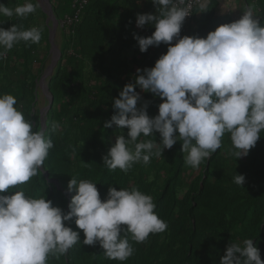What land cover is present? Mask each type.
I'll use <instances>...</instances> for the list:
<instances>
[{
  "label": "clouds",
  "instance_id": "clouds-1",
  "mask_svg": "<svg viewBox=\"0 0 264 264\" xmlns=\"http://www.w3.org/2000/svg\"><path fill=\"white\" fill-rule=\"evenodd\" d=\"M152 3L156 14H138L136 25L142 28L147 23L155 30L151 36L134 35V39L142 53L161 43L169 46L153 67L143 69V74L137 69L134 83L126 84L114 99L115 114L103 127L127 128V139L116 135L102 165L127 173L135 164L148 165L153 156L161 157L163 149L179 142L185 165L198 169L221 148L226 134L235 158L246 156L264 131V17L249 6L238 20L217 26L205 38L180 37L184 20L191 18L186 19L190 15L187 0ZM37 7L34 0H24L14 9L0 4V16L26 18ZM74 14L55 18L56 28L67 29L59 21ZM41 38L40 27H0V59L18 43L39 44ZM136 87L162 99L158 115L150 118L146 103L137 107L140 96ZM17 102L12 94H0V264H49L50 257L67 254L81 243L80 232L66 226L73 218L83 232L84 245L99 244L107 259L119 262L133 256L130 240L144 243L150 234L166 231L168 225L156 214L154 199L135 185L119 190L110 185L102 201L96 183L73 176L67 191L75 194L67 212L54 207L44 195L14 191L41 174L54 147L51 134L62 128L58 121L45 124L48 109L42 117L45 125L34 130ZM154 132L159 133L160 143L155 142ZM244 182L243 175L235 174L236 185L241 187ZM219 264L264 261L253 239H244L231 243Z\"/></svg>",
  "mask_w": 264,
  "mask_h": 264
},
{
  "label": "trees",
  "instance_id": "trees-1",
  "mask_svg": "<svg viewBox=\"0 0 264 264\" xmlns=\"http://www.w3.org/2000/svg\"><path fill=\"white\" fill-rule=\"evenodd\" d=\"M206 1L203 7L194 8L189 20H184L180 37L205 38L217 26L236 20L228 13H216L219 0ZM34 2L37 10L26 18L0 16V27L4 29L12 24L42 29L39 44L20 42L0 59V94L14 95L17 108L36 130L41 127L40 112L35 109L37 80L48 57L50 41L46 11L39 0ZM23 3L24 0H0V4L13 9ZM49 3L57 20L74 13L72 0ZM244 5L254 7L264 17V0H242L235 14L237 20ZM138 14H156L152 0H89L79 20L60 30V57L46 77L53 101L45 124L58 121L62 128L58 134H51L54 147L44 162L45 170L42 167L40 175L14 191L23 190L33 197L44 195L54 207L67 212L75 194L67 191L73 176L96 183L102 201L110 185L117 190L135 185L154 199L155 212L168 227L162 233L150 234L144 243L130 240L135 252L127 261L119 262L107 259L99 244L84 245L83 232L73 218L66 226L80 232L81 243L63 256L50 257L49 264H219L226 248L244 239H253L264 261V131L248 154L238 158L226 134L221 148L198 169L185 165L179 142L171 149H163L161 157L153 156L148 165L135 164L127 173L110 171L102 165V157L115 143L116 135L127 139V128L103 127L115 114L114 99L119 98L126 84L134 83L137 69L143 74V69L153 67L169 46L161 43L143 53L139 50L134 35L148 37L155 28L147 23L137 27ZM135 91L140 96L137 107L146 103L148 116L158 115L162 99L139 87ZM153 138L160 143L158 132L153 133ZM190 171L197 174L191 177ZM235 174L245 177L241 187L234 183Z\"/></svg>",
  "mask_w": 264,
  "mask_h": 264
},
{
  "label": "rangeland",
  "instance_id": "rangeland-1",
  "mask_svg": "<svg viewBox=\"0 0 264 264\" xmlns=\"http://www.w3.org/2000/svg\"><path fill=\"white\" fill-rule=\"evenodd\" d=\"M39 2L41 4V6L43 7V9L45 11H47L48 10L47 9V5H45L43 3V1H41V0H39ZM241 2H242V0H237L238 7H240ZM47 23H48L49 28L51 30V23H50V21L47 22ZM51 42H52V45L50 47L51 50L50 49L48 50L49 53H48V57H47V59L45 61L44 68L42 70L41 76L37 80V93H38V98H37V104L35 106V109H38L40 111L41 118L44 116V111L46 110V107L48 106V102L47 101L49 100L48 99L49 95H48V92L46 91V87H47V78L46 77L48 76L47 75L48 74L47 69L52 64V61L51 60L53 59V56H55V52H57L56 50L59 49L62 46V42H63V36H62V34L60 32V28H56L55 31H54V33H52ZM190 173H191L190 174L191 177H194V175L197 174L196 171L195 172H191L190 171ZM205 261H206V259H204L203 261H201V263H204Z\"/></svg>",
  "mask_w": 264,
  "mask_h": 264
},
{
  "label": "built area",
  "instance_id": "built-area-1",
  "mask_svg": "<svg viewBox=\"0 0 264 264\" xmlns=\"http://www.w3.org/2000/svg\"><path fill=\"white\" fill-rule=\"evenodd\" d=\"M205 0H187V5H190V15L186 19L190 18L193 10L196 6H200ZM89 0H73L72 7L74 8L75 14L73 17L65 16L59 21L61 27H70L78 20V14L86 6ZM184 6V5H182Z\"/></svg>",
  "mask_w": 264,
  "mask_h": 264
},
{
  "label": "water",
  "instance_id": "water-1",
  "mask_svg": "<svg viewBox=\"0 0 264 264\" xmlns=\"http://www.w3.org/2000/svg\"><path fill=\"white\" fill-rule=\"evenodd\" d=\"M41 1H43V3L45 4V5H47V12H46V15H47V17H46V22H48L49 20H51V30H49V41H50V43L52 44V42H51V38H52V33H54V31H55V29H56V25H57V21H56V19H55V17L53 16V14H52V9H51V6H50V3H49V0H41ZM247 7V6H246ZM52 31V32H51ZM51 50V49H50ZM57 52H55V56H53V59L51 60L52 61V64H51V66L47 69V71H48V74L47 75H50L51 74V72H52V69H53V67L56 65V62H57V60H58V58H59V56H60V52H59V50L57 49L56 50ZM46 91L48 92V95H49V97H48V99H49V104L52 102V100H53V96L49 93V91H48V89H47V87H46ZM50 108V105H48L47 107H46V110H48ZM45 124H44V119H42L41 118V126H44ZM44 174H45V176H47V173L46 172H44ZM68 195H69V193L67 192V197H68Z\"/></svg>",
  "mask_w": 264,
  "mask_h": 264
},
{
  "label": "crops",
  "instance_id": "crops-1",
  "mask_svg": "<svg viewBox=\"0 0 264 264\" xmlns=\"http://www.w3.org/2000/svg\"><path fill=\"white\" fill-rule=\"evenodd\" d=\"M246 6L247 5H244V9L246 8ZM237 7H238L237 0H219L217 8H216V13H219V14L228 13L231 16L233 15L232 17L237 20L235 16V14L238 11Z\"/></svg>",
  "mask_w": 264,
  "mask_h": 264
}]
</instances>
